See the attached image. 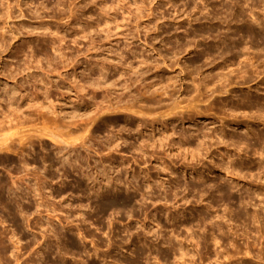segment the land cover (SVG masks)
<instances>
[{
  "label": "rangeland",
  "instance_id": "1",
  "mask_svg": "<svg viewBox=\"0 0 264 264\" xmlns=\"http://www.w3.org/2000/svg\"><path fill=\"white\" fill-rule=\"evenodd\" d=\"M0 89L20 135L50 116L158 118L140 134L98 119L61 154L43 136L2 147L0 264H264V0H0Z\"/></svg>",
  "mask_w": 264,
  "mask_h": 264
},
{
  "label": "bare ground",
  "instance_id": "2",
  "mask_svg": "<svg viewBox=\"0 0 264 264\" xmlns=\"http://www.w3.org/2000/svg\"><path fill=\"white\" fill-rule=\"evenodd\" d=\"M109 10V9H108ZM42 27V26H41ZM40 27V28H41ZM119 27V26H118ZM42 28H45V27H42ZM41 28V29H42ZM122 35H123V33H121ZM120 35V34H119ZM125 36L126 35H128V34H124ZM117 36V35H116ZM123 37V36H122ZM124 38H127V36L126 37H124ZM124 38H122V39H124ZM125 40V39H124ZM60 41V40H59ZM117 41V40H116ZM222 43V42H221ZM26 64V63H25ZM19 65V64H18ZM21 65V64H20ZM20 65H19V67H20ZM33 66V65H32ZM34 66H35V64H34ZM37 67V66H36ZM35 67V68H36ZM7 68V67H6ZM26 69H28V67L26 68ZM30 69H31V67H30ZM37 69H39V67L37 68ZM16 70H18V67L16 66L15 68H14V70H12L11 68H9L8 69V71H9V77L11 76L12 77V79L17 75H14L13 73L16 71ZM20 70V69H19ZM150 70V69H149ZM29 71V70H28ZM160 71V70H159ZM4 72V71H3ZM7 72V71H6ZM143 72H145V71H143ZM142 72V73H143ZM147 72V71H146ZM133 73H134V71H133ZM141 73V74H142ZM67 74V73H66ZM126 74V73H125ZM128 74V73H127ZM28 75H29V73H28ZM39 75V74H38ZM38 75H32L31 74V76H32V79H30L29 77H25L26 79H24V82H32V83H30V85L32 86V88L34 87V96H32L31 97V99L30 100H32L33 101V103L31 102V104L32 105H37V109L36 110H38L39 111V113H41L40 111H46V110H48V112H49V107L51 106L50 104V106L49 107H46V106H44V102L42 101H40V100H38V97H37V95H39V94H36L37 92L38 93H40V92H42L43 93V95H44V98H43V100H46L47 102H48V99H49V93L50 92H48V90H45L44 91V87H43V89H42V87H41V84L42 85H44L45 86V84H46V82H45V80H46V78L45 77H43L42 75L40 76L39 75V79H38ZM59 75V74H58ZM70 75V74H69ZM123 75V74H122ZM121 75V76H122ZM130 75H133L132 73H130L129 72V74L127 75V80H130V84H128L129 82L127 81V83L126 84H128V86H126L125 84V86H122L121 88H119L121 91V93H120V95L119 96H121L122 97V95L124 96L125 95V92H127L128 91V88L129 87H131L133 84H135V82H137V79H139L138 80V82L137 83H139V81H140V76H139V74H138V76L139 77H137V76H135V79L133 78L134 77V75L132 76V78L134 79H132L131 77H130V79H129V76ZM143 75V74H142ZM146 75H148L147 73H146ZM45 76V75H44ZM60 76V75H59ZM99 76H102V74H100ZM120 76V75H119ZM124 76V75H123ZM8 77V78H9ZM137 77V78H136ZM144 77H145V75L143 76V77H141L142 79H144ZM44 78H45V80H44ZM97 78H99V77H97ZM105 78V76L103 75L102 76V78H100V79H96L94 82H92L93 81V79H92V85H93V87L94 88H98V89H100V88H102L101 87V82H105L106 83V81L104 80V81H101L102 79H104ZM107 78V77H106ZM6 79V78H5ZM64 79V78H63ZM62 79V80H63ZM65 80V79H64ZM147 80V79H146ZM61 81V80H60ZM108 81H109V79H108ZM5 82V81H4ZM111 82V81H110ZM113 82V81H112ZM172 83H174L173 81H171ZM18 83V82H17ZM16 83V84H17ZM23 83V82H22ZM37 83L39 84V85H37ZM41 83V84H40ZM60 83V82H59ZM95 83V84H94ZM108 83V82H107ZM23 84H25V83H23ZM23 84L22 85H20V88L18 89L19 91H22V90H25L24 89V86H23ZM47 84H49L48 82H47ZM51 84V83H50ZM54 84V83H53ZM51 84V86H59V84ZM104 83H102V85H103ZM112 84H114V82L113 83H111V85H110V87L109 86H107V87H109V88H107V92H105V94L107 93V95L109 94V96L111 97V95H110V92H109V90H117L118 91V89H115L114 88V86L115 85H112ZM4 85V84H3ZM17 85H19V84H17ZM95 85V86H94ZM137 85V84H136ZM140 85V84H139ZM142 85V84H141ZM5 86H6V84H5ZM8 86V85H7ZM3 87V88H1L2 90H3V92H6L5 94H8L7 95V97H8V99H9V101H10V104H11V106H12V104H14L15 103V101H16V99L15 98H13V94H14V88L15 87H13V88H9V86L8 87ZM80 86V85H79ZM89 86H91V83L89 84ZM105 86V85H104ZM103 86V87H104ZM76 87V86H75ZM78 87V86H77ZM168 87V86H167ZM104 88H106V87H104ZM144 88V87H143ZM0 89V90H1ZM46 89V88H45ZM50 89V88H49ZM77 89V88H76ZM75 89V90H76ZM81 89V88H80ZM109 89V90H108ZM81 90H83V89H81ZM81 90H79V91H81ZM104 90V91H105ZM111 90V91H112ZM127 90V91H126ZM130 90V89H129ZM131 90H132V88H131ZM144 90V92L146 91L145 89H143ZM77 91V90H76ZM116 91V92H117ZM15 92H16V90H15ZM109 92V93H108ZM113 92V91H112ZM131 92V91H130ZM157 92V91H156ZM160 92V91H159ZM163 92H166V91H163ZM18 93V92H17ZM132 94H133V92H131ZM146 93H148V91L146 92ZM155 93V92H154ZM158 93V92H157ZM162 93V92H161ZM52 94V93H51ZM126 94H129V91L126 93ZM160 94V93H159ZM161 95V94H160ZM159 95V96H160ZM163 95V94H162ZM28 96V95H27ZM126 96H130V94L129 95H126ZM132 96V95H131ZM170 96H171V94H170ZM41 97H43V96H41ZM121 97H119L118 98V100L121 98ZM166 97H169V96H167L166 95ZM28 98V97H27ZM21 99V98H20ZM123 99H125V98H123ZM116 100V99H115ZM168 100H169V98H168ZM167 100V101H168ZM23 101V100H22ZM124 101V100H123ZM128 101L129 100H127V103H128ZM117 102V101H116ZM125 102V101H124ZM123 102V103H124ZM171 102H172V100H171ZM174 102V101H173ZM18 103H19V101H18ZM28 103V102H27ZM79 103V102H78ZM121 103V108L122 109H124V110H129L126 106H123L122 105V98L120 99V102H117V104H120ZM167 103V102H166ZM165 103V104H166ZM169 103V102H168ZM7 104V103H6ZM48 104V103H47ZM164 104V105H165ZM17 105V104H16ZM31 105V106H32ZM127 105V104H126ZM171 104L169 103V106H170ZM177 105H178V103H176L172 108H168V109H170L169 111L171 112V113H173V109L175 108V107H177ZM192 105V104H191ZM5 106H7V105H5ZM8 106H9V104H8ZM7 106V107H8ZM19 106V105H18ZM48 106V105H47ZM189 106V105H188ZM13 107H14V105H13ZM12 107V108H13ZM30 107V106H29ZM10 108V113H14V112H16V106H15V108H13V109H11V107H9ZM19 108V107H18ZM26 108H28V105H27V107ZM33 108L35 109V107L33 106ZM83 108V107H82ZM116 109L117 108H119V106L117 107H115ZM114 106H113V108H111L112 110L111 111H113L114 109ZM165 108H167V107H165ZM179 108V107H178ZM190 109V107H187V106H185V109H186V112H187V110H189ZM45 109V110H44ZM53 109V108H52ZM94 109V108H93ZM109 109V108H108ZM107 108H106V110H108ZM121 109V110H122ZM6 110V109H5ZM9 110V109H8ZM19 110V112H21V110L20 109H18ZM76 110V109H75ZM118 110V109H117ZM135 110V109H134ZM137 110V112H141V110H138V109H136ZM167 110V109H166ZM165 110V111H166ZM192 110V109H191ZM38 111H37V113H38ZM42 111V112H43ZM53 112H54V110H52ZM103 111V110H102ZM195 111V110H194ZM193 110H192V112H194ZM7 112V111H6ZM9 112V111H8ZM73 112V111H72ZM100 112V111H99ZM170 112H168V118H169V116H171L170 114ZM185 112V113H186ZM196 112V111H195ZM47 113V112H46ZM43 114V116L44 115H47V114ZM97 113V112H96ZM102 113V112H101ZM136 113V112H135ZM143 113V112H142ZM142 113H141V116H144V115H142ZM146 113V112H145ZM144 113V114H145ZM165 113V112H164ZM163 113V114H164ZM167 113V112H166ZM175 113V112H174ZM172 114V116L173 115H175V114ZM177 113L179 114V112L177 111ZM15 114V113H14ZM41 114V115H42ZM50 114H51V112H50ZM49 114V115H50ZM123 114V113H122ZM126 114H128V113H126ZM125 113L121 116V117H115V118H102V117H104V116H102V117H99V116H89V118L87 117V118H84V117H82V118H78V122L75 120H73L72 122L70 121L69 123H67L66 122V120L64 121V120H59V119H55V120H58V121H55L53 118H51V116L49 117V118H51V121H48V120H50L49 118H46L47 119V125H49V126H46L44 123H45V120H44V128H42V126H41V130L35 135V134H32V133H27V134H24L23 135V133H22V135H20L19 134V131L18 132H12L11 130V127H9V128H5V129H2L1 128V126H0V149L3 147V150H7L8 151V147H33V143L35 142V141H39V138L41 137V136H43L44 138H45V140H49L50 141V143H52V147H57L58 148V150H57V152H58V154L60 153L61 154V152H62V150L64 151L65 150V147L66 146H68V145H71V146H73V145H75V142L77 143L78 142V139L79 138H76V137H74V138H76V139H74L73 137H71L73 134H76L77 133V131L78 132H80V130H82V132H83V130H85V129H87V127L89 126V124L90 123H95V125H97L96 124V122H97V120L99 119V121H98V123L99 122H101L102 124H109L110 126H112V127H116V126H118L119 127V131H123V132H126V133H130V131H132V132H136V134H140V133H142L141 131H142V129H145V128H147V127H153L152 129V131H154L155 130V124L156 123H158V118H155V116H154V118L153 119H151V121L149 122L147 119H144V118H142L141 116H139L138 115V117H130V116H128V115H126ZM137 114H140V113H137ZM147 115H151L152 114V112L151 113H146ZM188 114H190V112L188 113ZM187 114V115H188ZM192 114V113H191ZM193 114H195V113H193ZM3 115V114H2ZM9 115V114H8ZM16 115H17V113H16ZM15 115V116H16ZM37 115V114H36ZM58 115V114H57ZM98 115V114H97ZM146 115V116H147ZM149 115V116H150ZM165 115V114H164ZM167 115V114H166ZM200 115V114H199ZM11 116V115H10ZM48 116V115H47ZM46 116V117H47ZM56 115H54V117H55ZM163 116V115H162ZM186 116V115H185ZM6 117V116H5ZM4 117V119H6ZM53 117V116H52ZM57 117V116H56ZM58 117H60V116H58ZM108 117V116H107ZM140 117V118H139ZM151 117V116H150ZM180 118L182 117L181 115L179 116ZM187 117H189V115L187 116ZM186 117V118H187ZM3 118V117H2ZM1 118V119H2ZM15 118V117H14ZM147 118H149V117H147ZM190 118V117H189ZM3 119V120H4ZM62 119H63V117H62ZM171 119H172V117H171ZM2 120V121H3ZM43 120V119H42ZM1 121V122H2ZM53 121V122H52ZM184 121V120H183ZM166 122V121H165ZM100 123V124H101ZM9 124H10V122H9ZM19 124H21V123H19ZM18 124V125H19ZM160 124V123H159ZM167 124V123H166ZM200 124V123H199ZM11 125V124H10ZM18 125H16V127L18 126ZM109 125H107V126H109ZM173 125V124H172ZM6 126V125H5ZM12 126V125H11ZM171 126V125H170ZM7 127V126H6ZM13 127V126H12ZM19 127H22V126H18L17 128H19ZM104 127H105V125H104ZM13 128H15V125H14V127ZM23 128V127H22ZM36 130V129H35ZM118 130V129H117ZM199 129H197V131H198ZM37 131V130H36ZM86 131V130H85ZM99 131V130H98ZM34 132V131H33ZM82 132H80V133H82ZM92 133L94 132V131H91ZM97 132V131H96ZM131 132V133H132ZM160 132H162V134L160 133V134H158V138H157V135H156V137L153 135L152 136V138H149L150 140L148 141V139H147V141H148V144H150L151 143V145H158V147L159 146H162V145H164V142H166V141H168V138H170L171 136H172V133H170V132H166V135L165 134H163V132H165L164 130L163 131H161L160 130ZM172 132V131H171ZM98 133V132H97ZM168 133V134H167ZM191 133V132H190ZM193 133V132H192ZM117 134V133H116ZM123 134H125V133H123ZM151 134V133H150ZM194 134V133H193ZM115 135V134H114ZM133 135V134H132ZM165 135V136H164ZM171 135V136H170ZM170 136V137H169ZM186 137V135L184 134L183 135V138H184V140H185V137ZM202 136H204V135H202ZM64 137H66V139L64 138ZM73 138V139H71V138ZM82 137V136H81ZM192 137V136H191ZM42 138V137H41ZM43 138V139H44ZM68 138H70L69 140L70 141H68ZM114 138V137H113ZM112 138V139H113ZM121 139H122V142L125 144L126 143V137L125 136H123L122 134H121V137H120ZM205 138V137H204ZM84 139V138H83ZM82 140V138H80V140L79 141H81ZM109 140H110V138H109ZM108 140V141H109ZM172 140V139H171ZM187 140V139H186ZM189 140V139H188ZM83 141V140H82ZM81 141V142H82ZM110 141H112V140H110ZM109 141V142H110ZM115 141H117V140H115ZM114 141V142H115ZM81 142L80 143H77L76 145L77 146H79L80 144H81ZM84 142V141H83ZM82 142V143H83ZM113 142V141H112ZM145 142V141H144ZM186 142V141H185ZM117 143V142H116ZM119 143V142H118ZM201 143H202V141H201ZM79 144V145H78ZM108 144V143H107ZM169 144V143H168ZM184 144V143H183ZM48 145V144H47ZM110 145V144H109ZM119 145V144H118ZM121 145V144H120ZM127 145H128V143H127ZM177 145V144H176ZM129 146H130V143H129ZM183 146V145H182ZM188 146V145H187ZM4 147H5V149H4ZM46 147V146H45ZM64 147V148H63ZM69 147V146H68ZM110 147V146H109ZM111 147H112V145H111ZM113 147H114V144H113ZM116 147H118V146H116ZM169 147V146H168ZM184 147H186V145L184 146ZM8 148V149H7ZM172 148V147H171ZM195 150V149H194ZM191 151H193V150H191ZM196 152V151H195ZM78 158L80 159V157L78 156ZM227 167L228 166H226V169H227ZM225 168V167H224ZM228 170V169H227ZM226 172V171H225ZM228 172V171H227ZM226 172V173H227ZM233 172V171H232ZM228 175H229V173H228ZM105 181L107 182V180L105 179ZM104 182V181H103ZM96 183H97V181H96ZM105 184V183H104ZM104 186V185H103ZM102 186V187H103ZM104 187H109L108 186V183H106L105 184V186ZM108 189V188H107ZM97 191V190H96ZM109 191V190H108ZM107 191V192H108ZM97 193V192H96ZM172 247V246H171ZM184 253V252H183ZM182 253V254H183ZM181 254V253H180ZM184 257H185V255H184ZM182 258V257H181Z\"/></svg>",
  "mask_w": 264,
  "mask_h": 264
}]
</instances>
